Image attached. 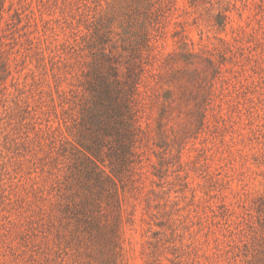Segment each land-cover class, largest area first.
Listing matches in <instances>:
<instances>
[{
    "label": "rangeland",
    "instance_id": "1",
    "mask_svg": "<svg viewBox=\"0 0 264 264\" xmlns=\"http://www.w3.org/2000/svg\"><path fill=\"white\" fill-rule=\"evenodd\" d=\"M0 264H264V0H0Z\"/></svg>",
    "mask_w": 264,
    "mask_h": 264
},
{
    "label": "trees",
    "instance_id": "2",
    "mask_svg": "<svg viewBox=\"0 0 264 264\" xmlns=\"http://www.w3.org/2000/svg\"><path fill=\"white\" fill-rule=\"evenodd\" d=\"M101 80L99 89L95 88L97 94L94 100V108H90V117L88 119L94 123L95 129H104L106 133L117 129L119 125L125 128V120L122 117L126 109L128 111L129 106L126 100H124V96L127 93L125 92L123 83L118 80L115 82L111 81L110 83L107 78H101ZM99 142L100 138L97 136L95 142L85 144L86 146H84L97 159H99L97 153L100 151Z\"/></svg>",
    "mask_w": 264,
    "mask_h": 264
}]
</instances>
